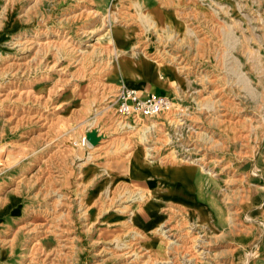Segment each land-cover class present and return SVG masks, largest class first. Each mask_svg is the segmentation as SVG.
I'll use <instances>...</instances> for the list:
<instances>
[{"label": "rangeland", "instance_id": "obj_1", "mask_svg": "<svg viewBox=\"0 0 264 264\" xmlns=\"http://www.w3.org/2000/svg\"><path fill=\"white\" fill-rule=\"evenodd\" d=\"M0 264H264V0H0Z\"/></svg>", "mask_w": 264, "mask_h": 264}, {"label": "crops", "instance_id": "obj_2", "mask_svg": "<svg viewBox=\"0 0 264 264\" xmlns=\"http://www.w3.org/2000/svg\"><path fill=\"white\" fill-rule=\"evenodd\" d=\"M157 15H163V14H157ZM124 36H128V35L124 34ZM122 44H123L124 48H127L128 46H130V39L126 38V40L123 41ZM125 58H126V63L128 64L129 68L131 67V70L133 68H137L140 71H146V70H143V67H145V68H148V72H150L151 75H152L153 79L143 80L142 81V87H141L142 90H141V94L140 95L137 94V92L135 91L137 96H139V98L144 99V98L148 97V95H150V94H152L154 92H157V91H161V90L162 91H167V92L171 91V89H172V87H171L172 86V79H171V76H169V75H172V73H171L170 70H168L166 68L168 73H169V75H166V74H163V72L160 71V69L157 68V67H156L157 70H155L153 68V67H155V65H153V64H151L149 62L142 61V60L141 61L136 60L135 58H132V56H129V55H125ZM148 72H146V73H148ZM126 89H128V88H126ZM190 173H191V176H192V182L194 184V187L196 186V190H197V182L199 180L197 178L198 176L196 174V171L190 170ZM159 177L160 176H158V174H155V175L150 174L146 178V182L147 183L149 182L150 187L152 188V190L150 189L151 190L150 192L151 193H155L156 195H157V189H158V184H159L158 183ZM157 201H160V199H155V202H157ZM147 204H149L150 209H153V208H151V204H153V203H147ZM154 204L158 205L157 203H154ZM149 211H150L149 213H151L152 210H149Z\"/></svg>", "mask_w": 264, "mask_h": 264}, {"label": "built area", "instance_id": "obj_3", "mask_svg": "<svg viewBox=\"0 0 264 264\" xmlns=\"http://www.w3.org/2000/svg\"><path fill=\"white\" fill-rule=\"evenodd\" d=\"M114 104L119 115L133 121L139 117L149 118L156 115L168 105V102L166 98L154 95L141 99L134 90L124 88L117 93ZM83 141L84 139H81L82 145Z\"/></svg>", "mask_w": 264, "mask_h": 264}, {"label": "water", "instance_id": "obj_4", "mask_svg": "<svg viewBox=\"0 0 264 264\" xmlns=\"http://www.w3.org/2000/svg\"><path fill=\"white\" fill-rule=\"evenodd\" d=\"M85 140L89 145L95 146L99 142V137L95 131H89L85 134Z\"/></svg>", "mask_w": 264, "mask_h": 264}]
</instances>
